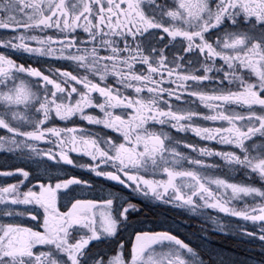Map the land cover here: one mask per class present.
<instances>
[{
	"label": "snow or ice",
	"instance_id": "1",
	"mask_svg": "<svg viewBox=\"0 0 264 264\" xmlns=\"http://www.w3.org/2000/svg\"><path fill=\"white\" fill-rule=\"evenodd\" d=\"M0 30L12 33L0 38V48L65 61L98 77L94 82L59 67L45 74L0 53V152L37 169L33 174L5 165L0 171V216L10 218L0 222V264H203L170 230L133 226L129 247L114 241L139 206L97 189L90 179L65 178L66 171L54 170L49 160L115 181L145 200L261 222L258 235H243L264 242V187L230 182L213 173L219 165L200 159L219 157L231 171L247 170L264 181V0H0ZM109 76L136 95L110 86ZM196 101L207 114L196 110ZM89 108L103 116L88 114ZM77 115L118 136L54 126L53 116L67 122ZM198 120L220 123L203 126ZM149 123L239 152L183 143L193 157L178 150L177 137ZM73 152L93 163L74 161ZM9 177L16 182L8 183ZM245 197L253 203L236 207L234 201ZM26 218L36 225L24 226ZM208 219L218 231L239 230Z\"/></svg>",
	"mask_w": 264,
	"mask_h": 264
},
{
	"label": "flooded vegetation",
	"instance_id": "2",
	"mask_svg": "<svg viewBox=\"0 0 264 264\" xmlns=\"http://www.w3.org/2000/svg\"><path fill=\"white\" fill-rule=\"evenodd\" d=\"M161 3L167 4L171 0H160ZM216 0H212L213 5ZM227 27H231L230 23H226ZM79 31V30H78ZM10 30H0V38L4 36L11 35ZM81 37H85L86 34L80 33ZM31 46H35L34 43ZM0 53H9L10 58L13 59L18 64H24L26 66L35 67L45 72V74H50L48 69L59 67L63 71H71L80 75H88L89 79L94 82H98V77L92 76L91 73H87L85 69L78 68L73 65H69L65 61L52 60L45 57H33L24 52H9V50L0 48ZM217 63H220L219 61ZM142 66L137 65V68ZM35 81L37 78H27ZM107 83L113 88L121 89L124 94L129 96V98L134 97L136 94L132 89L124 90L121 85L115 83V77L109 76ZM168 85H165L167 87ZM80 88V85H76ZM175 87V85H172ZM97 101H101L102 98L98 93L92 94ZM142 95L147 96L148 93L144 92ZM163 99H170L173 104H181L182 101H177L174 98L167 97L164 94ZM184 100H193V97H183ZM196 110L202 114H207L208 109L204 108L203 105L196 101L193 105ZM165 109L166 105H162ZM234 107V106H233ZM238 111H244L243 109H237ZM88 114L96 115L102 117L103 114L99 112L98 108H89L85 110ZM121 111H126L128 115L132 114L131 109L122 110L116 109V113ZM127 118V117H125ZM54 126L63 127L65 123L69 127H78L89 129L92 133L98 134L99 136H118L117 133L112 132L110 129L104 128L102 125H90L85 120H81L79 116H73L70 121H60L53 116ZM198 123L203 126H218L220 122L215 124L211 121L198 120ZM149 128L156 130L163 129L164 131L170 133L173 137H177L182 143L178 146V150L185 154L196 156L195 152H192L191 148L183 147V143H191L198 145L200 147H211L215 151H236L238 149H233L230 145L217 144L215 141H205L200 140L199 137L195 136L192 132H178L176 129L170 127V125H160L149 123ZM4 134V130L0 129V135ZM95 138V137H94ZM259 140L260 138H255ZM249 143H252L251 141ZM40 148H53V151H58L53 145H48L45 143H39ZM70 158L74 161H79L81 163L92 164L93 162L83 155H78L73 152L70 153ZM46 159V158H45ZM58 160L59 157L57 156ZM200 159L205 160L207 163H215L220 167L213 170V173L220 175L221 178H228L230 182L240 183V184H252L256 187H264V181H261L255 174L246 175L247 170L231 171L230 168L225 164L223 160L219 157H200ZM47 163L55 170L56 168H62L66 171L65 178H76L90 179L96 185L97 189H102L103 191H112L114 193H120L123 196L128 197L132 203L136 204L140 208L139 213H133L130 218L129 227H124L121 225L117 235L112 239L114 241H119L124 243L126 247L130 246V233L133 231V226L145 228H155L157 231L170 230V234L177 236V238L184 241L190 247H192L198 254L199 258L203 261V264H264V242L258 239L249 238L243 235L244 232H255L259 234V229L261 222L253 224L251 221H243L236 217L226 216L224 213H220L211 208L203 209L202 211L205 215L195 214L189 210L176 208L171 204H163L159 202H152L150 200H145L142 197L136 196L129 189L123 188L122 185L115 181L106 180L103 177H96L91 172L85 171L84 169L74 168L70 165L63 164L62 162L57 165L56 160H49ZM7 165L9 170H15L16 166H22L25 170H29L31 173L35 174L37 172L36 166L31 162H22L17 159L16 156L6 152H0V171L4 170V166ZM123 178V177H122ZM17 178L9 177L7 178L8 183H15ZM5 182V178H0V184ZM40 181H35L39 183ZM76 187V186H72ZM215 186L213 185V188ZM99 191L96 193L89 194L99 195ZM245 202L251 204L253 203L251 197H245L243 200L234 201V204L238 208L244 207ZM256 202H259L257 198ZM24 206H19L23 208ZM30 207V206H29ZM58 207L61 211L64 210V201L61 199L58 202ZM208 217H215L219 219L222 224H231L233 229H239L238 231L222 232L216 230V225L212 223ZM9 217L0 216V222L8 221ZM19 219V218H18ZM24 226H35L37 221H31L30 219H25L23 221ZM40 231H43L41 228ZM97 242L93 241L89 247H92ZM107 243V242H105Z\"/></svg>",
	"mask_w": 264,
	"mask_h": 264
}]
</instances>
